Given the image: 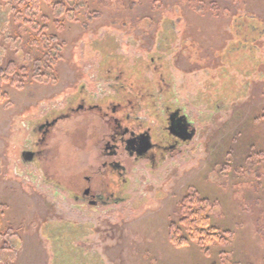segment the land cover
<instances>
[{
	"label": "rangeland",
	"instance_id": "rangeland-1",
	"mask_svg": "<svg viewBox=\"0 0 264 264\" xmlns=\"http://www.w3.org/2000/svg\"><path fill=\"white\" fill-rule=\"evenodd\" d=\"M67 6L69 20L42 4L59 60L51 77H34L43 49L28 44L0 0V71L10 63L30 71L5 84L0 103V264H264V0ZM91 91L141 104L151 117L181 103L201 128L179 153L138 163L119 204L100 210L74 199L93 162L90 120L64 119L45 141L31 126L53 110L64 115L67 101H91ZM24 152L37 158L24 162ZM196 195L226 239L173 247L169 225Z\"/></svg>",
	"mask_w": 264,
	"mask_h": 264
},
{
	"label": "flooded vegetation",
	"instance_id": "flooded-vegetation-1",
	"mask_svg": "<svg viewBox=\"0 0 264 264\" xmlns=\"http://www.w3.org/2000/svg\"><path fill=\"white\" fill-rule=\"evenodd\" d=\"M104 96L91 91L87 96L92 98L91 101L80 99L75 105L67 101L62 110L66 111L64 115L52 118L53 110L41 122L33 121L31 124L45 141L55 125L64 119L83 115L85 120H90L86 144L92 151L94 149L93 162L90 172L76 181L74 197L82 210H100L119 204V197L129 182L127 175L136 171L138 163L146 162L153 166L159 160L179 153L180 147L193 142L201 130L199 118L188 116L186 108H179L181 103L176 105L175 111L162 110L161 116L153 108L155 113L151 117L141 104L127 100L122 104L107 102ZM21 157L24 162H32L37 153L24 152Z\"/></svg>",
	"mask_w": 264,
	"mask_h": 264
},
{
	"label": "trees",
	"instance_id": "trees-1",
	"mask_svg": "<svg viewBox=\"0 0 264 264\" xmlns=\"http://www.w3.org/2000/svg\"><path fill=\"white\" fill-rule=\"evenodd\" d=\"M12 5V12L15 15L14 21L17 24V29L22 30L28 35V44L40 49H43L41 57L38 58L39 64L34 65V77H38L45 71L49 75L54 72L55 63L59 60L57 56H53L50 47L55 45L57 37L48 36V30L41 25L42 4L49 3L55 9L61 10V17L70 19L72 7H69V0L55 3L54 0H7ZM71 1V0H70ZM197 0H193L195 3ZM65 4H67L65 6ZM58 5V6H57ZM200 6V5H199ZM198 6V7H199ZM198 11H203L201 7ZM23 34V33H21ZM45 37H48L45 39ZM54 47V46H53ZM26 71H30L25 67H17L16 64L10 63L3 71H0V103L5 101L3 87L5 84L18 85L22 75L27 78ZM39 72V73H37ZM50 75V77H51ZM207 201L200 199L197 195L186 197L178 207L177 217L170 223L169 238L173 247L186 248L192 244L207 248L214 243H223L225 237L220 233L218 227L212 224L211 213L209 211Z\"/></svg>",
	"mask_w": 264,
	"mask_h": 264
}]
</instances>
